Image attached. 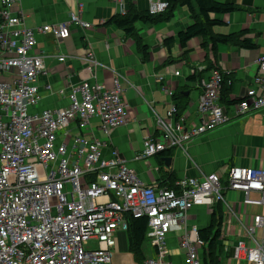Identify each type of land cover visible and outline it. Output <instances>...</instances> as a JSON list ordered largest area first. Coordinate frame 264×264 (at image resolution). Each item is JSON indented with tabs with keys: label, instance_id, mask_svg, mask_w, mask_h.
Here are the masks:
<instances>
[{
	"label": "built area",
	"instance_id": "obj_1",
	"mask_svg": "<svg viewBox=\"0 0 264 264\" xmlns=\"http://www.w3.org/2000/svg\"><path fill=\"white\" fill-rule=\"evenodd\" d=\"M15 1L0 2V76L11 75L8 82H0V264H111L116 235L127 231L130 216L147 219L153 256L143 264H172L166 242L172 230L180 233L183 264H203L207 244L196 226H188V212L193 206L211 208L217 203L243 232L230 259L264 264L263 168L232 166L225 178L200 172L198 177L175 180L171 188L146 186L118 151L108 149L105 157L108 144L85 136L91 119L98 120V130L105 136L128 122L125 79L120 74L114 73L110 89L87 82L72 88L65 109L30 112L40 99L37 81L45 71L42 57L33 54L37 38L49 36L59 43L72 29L88 31L93 26L72 12L65 23L12 30L23 25L21 15L10 10ZM110 1L122 17L137 0ZM144 1L152 16L168 6L165 0ZM86 61L90 73L98 64L92 55ZM256 65L253 88L228 107L220 103L223 76L211 71L201 83L198 124L191 126L186 125V115L179 114L173 91L161 86L172 106L164 117L155 113L160 138L148 135L134 160L145 162L167 150L187 154L193 139L233 118L264 111V56ZM158 80L162 82V77ZM229 193L234 195L231 201ZM249 207L260 208L263 214L247 222L243 218ZM225 227L224 221V238Z\"/></svg>",
	"mask_w": 264,
	"mask_h": 264
},
{
	"label": "crops",
	"instance_id": "obj_2",
	"mask_svg": "<svg viewBox=\"0 0 264 264\" xmlns=\"http://www.w3.org/2000/svg\"><path fill=\"white\" fill-rule=\"evenodd\" d=\"M132 5L138 12L147 11V2L144 0H137ZM244 7L230 15L218 16L223 24L213 31L216 34L250 31L247 37L256 45L255 50L219 46L215 61L211 52L203 50L200 39L196 38L187 43L186 60L166 66L164 64L169 54L175 58L183 52L176 41L169 53L163 46V40H176L178 33L191 24L184 8L176 9L168 23L135 25L143 44L147 46L149 58L144 62L133 40L127 38L121 29L114 25L104 26L116 15L110 0H16L10 10L15 16L21 15L23 25L12 30L65 23L72 12L80 13L83 21L93 26L88 31L72 29L69 38L59 43L49 36L37 38L33 54L42 57L45 71L37 81L40 99L30 112L65 109L72 88L87 82L89 85L98 84L110 89L114 73H118L126 81L123 84L129 121L105 136L98 130V120L91 119L84 134L93 135L101 142H106L108 148L116 149L127 160V167L144 185L158 186L169 177L174 181L198 177L200 172L205 175L218 174L225 178L232 166L264 169V111L233 118L227 125L195 138L187 145V154L175 150L171 157L157 154L145 162L134 160L148 135L160 138L155 113L164 117L172 106V99L161 91L162 84L169 87L174 95L180 94L185 99L187 126L198 123L201 83L213 71L208 69L209 65L227 76L229 100H240L247 89L253 88V79L257 75L256 60L264 56V0H252ZM88 55H92L98 64L90 73L86 71L89 66L86 61ZM207 56L211 59L210 64L206 61ZM59 58H63V61H58ZM195 72L202 73L199 83L188 80ZM160 77L162 82L158 80ZM10 78L11 75L2 74L0 82H8ZM108 148L103 149L105 157H109ZM164 158L170 159L167 167ZM226 197L231 201L234 195L229 193ZM251 197L258 198V195ZM262 214V209L249 207L244 211L243 220L248 222V218L251 220L252 216ZM232 221L225 216L226 238L236 242L243 232ZM208 222L210 216L205 206H193L189 210L188 226L202 229ZM179 234L178 231H172L166 236L172 264H183V254L178 246ZM257 235H262V229L258 230ZM117 244L119 249L114 257L125 256L128 251L126 234L116 235L115 246ZM145 254L147 257L153 256L151 245Z\"/></svg>",
	"mask_w": 264,
	"mask_h": 264
},
{
	"label": "trees",
	"instance_id": "obj_3",
	"mask_svg": "<svg viewBox=\"0 0 264 264\" xmlns=\"http://www.w3.org/2000/svg\"><path fill=\"white\" fill-rule=\"evenodd\" d=\"M168 4L165 11L161 14L150 15L148 11L138 12L133 5L128 7V11L125 16L115 15L112 17L106 25H114L124 32L127 38L133 40L135 47L140 51L142 60L146 62L149 58L147 53V46L143 44L142 38L139 35L135 25L137 23L144 24H159L168 23L175 15L176 9L184 8L189 14L191 24L187 26L183 31L179 32L177 39L165 38L163 40V46L170 53V49L177 43L182 49V53L179 57H172L170 54L164 65L168 66L172 63L186 60L188 51L187 43L192 39H200L201 48L208 50L216 61L215 53L219 46H232L244 50H255L256 45L251 42L247 37L250 31L244 30L232 34H216L213 29L217 26H221L223 22L218 18L222 15H230L242 8L244 5H248L252 0H165ZM193 2V4H192ZM194 5V6H193ZM195 7V8H194ZM1 23V20H0ZM206 61L211 63L209 56L206 57ZM214 66H208L209 70H214ZM218 70V69H217ZM221 72V71H220ZM223 76L222 89L220 91V103L225 107L231 104L238 103L239 100H229L230 88L227 86V76L221 72ZM202 73L195 72L188 78L190 82L199 83ZM163 86V84L161 85ZM173 102L178 109L179 114H184L185 111V99L180 94L173 96ZM166 157H171L172 152L167 150L160 153ZM174 180L169 179L160 183L159 186L173 187ZM210 222L207 227L199 230V237L207 244V247L202 253L203 264H224V262L230 257L232 248L229 245L225 246V241L228 239L223 237L224 229V208L221 203L213 205L211 208ZM128 229L124 234L127 236L128 252L133 256L134 261L137 264H143L146 259L144 252V243L148 239V227L146 218H127ZM235 244V243H234ZM225 248H228V253L225 252ZM229 254V255H228ZM223 256V263L219 260V257Z\"/></svg>",
	"mask_w": 264,
	"mask_h": 264
},
{
	"label": "rangeland",
	"instance_id": "obj_4",
	"mask_svg": "<svg viewBox=\"0 0 264 264\" xmlns=\"http://www.w3.org/2000/svg\"><path fill=\"white\" fill-rule=\"evenodd\" d=\"M190 21H189V23H191V19H189ZM206 51V50H205ZM215 69V68H214ZM124 82H126V81H124ZM122 88H124V84H122ZM124 92H125V90H124ZM126 117H128V121H129V118H130V115H128V116H126ZM196 124H198V123H196ZM201 136H203V135H201ZM201 136H199V137H201ZM194 140V139H193ZM190 143V142H189ZM188 143V144H189ZM108 149H112V150H116V149H113V148H108ZM117 151V150H116ZM207 209H208V213H209V216L211 215V209H210V207H206ZM224 220H225V218H224ZM248 222H250V218H248ZM208 224H209V222L207 223V225H206V227L208 226ZM227 226L229 227V225L227 224ZM263 226H264V224H263ZM205 228V227H204ZM172 231H174V230H172ZM172 231H170V232H172ZM230 232V231H229ZM228 233V232H227ZM234 243H235V241H233V240H228L227 242L225 241V246L226 247H228V245H229V249H230V247L232 248V251H233V248H234ZM91 245H93L94 246V243H91ZM150 247V243H149V240H146L145 241V243H144V252H146L147 253V250H148V248ZM119 248H118V244H117V246H115L114 247V249H113V251H112V256H111V263L112 264H137L135 261H134V259H133V257L131 256V254L127 251V254H125V256H123V257H120V256H118V257H114V254L117 252V250H118ZM229 255V254H228ZM231 255V254H230ZM229 255V256H230ZM231 257V256H230ZM230 257H227L228 259L224 262V264H237V262L235 261V260H231L230 259ZM148 257L146 256V259H147ZM145 259V260H146ZM224 258H223V256H220L219 257V260L221 261V263H223V261L225 260H223Z\"/></svg>",
	"mask_w": 264,
	"mask_h": 264
},
{
	"label": "water",
	"instance_id": "obj_5",
	"mask_svg": "<svg viewBox=\"0 0 264 264\" xmlns=\"http://www.w3.org/2000/svg\"><path fill=\"white\" fill-rule=\"evenodd\" d=\"M163 162L165 163L166 167L170 165V159H168V158H164Z\"/></svg>",
	"mask_w": 264,
	"mask_h": 264
},
{
	"label": "clouds",
	"instance_id": "obj_6",
	"mask_svg": "<svg viewBox=\"0 0 264 264\" xmlns=\"http://www.w3.org/2000/svg\"><path fill=\"white\" fill-rule=\"evenodd\" d=\"M216 71H219V70H217V69H215ZM220 72V71H219ZM221 73V72H220ZM200 230V229H199ZM225 239H227V238H225Z\"/></svg>",
	"mask_w": 264,
	"mask_h": 264
}]
</instances>
